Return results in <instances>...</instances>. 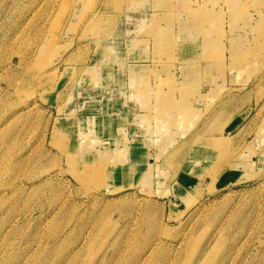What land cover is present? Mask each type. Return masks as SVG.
Segmentation results:
<instances>
[{"label":"rangeland","instance_id":"1","mask_svg":"<svg viewBox=\"0 0 264 264\" xmlns=\"http://www.w3.org/2000/svg\"><path fill=\"white\" fill-rule=\"evenodd\" d=\"M0 264H264V0H0Z\"/></svg>","mask_w":264,"mask_h":264},{"label":"bare ground","instance_id":"2","mask_svg":"<svg viewBox=\"0 0 264 264\" xmlns=\"http://www.w3.org/2000/svg\"><path fill=\"white\" fill-rule=\"evenodd\" d=\"M13 2H14V1H13ZM15 20H16V19H15ZM18 21H19V20H18ZM32 23H33V22H32ZM15 24H16V23H15ZM14 26H15V25H14ZM145 83H146V82H145ZM20 92H21V91H20ZM92 95H93V94H92ZM90 96H91V95H90ZM74 97H76V96H74ZM81 100H82V99H81ZM76 102H77V98H74L72 104L74 105V104H76ZM72 108H73V107H72ZM76 108H77V107H76ZM67 111H68V110H67ZM145 258H146V257H145Z\"/></svg>","mask_w":264,"mask_h":264}]
</instances>
